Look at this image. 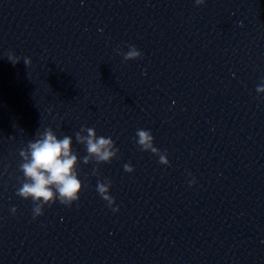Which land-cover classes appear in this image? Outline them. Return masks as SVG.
Returning <instances> with one entry per match:
<instances>
[{
  "label": "clouds",
  "instance_id": "1",
  "mask_svg": "<svg viewBox=\"0 0 264 264\" xmlns=\"http://www.w3.org/2000/svg\"><path fill=\"white\" fill-rule=\"evenodd\" d=\"M206 0H195L197 6L204 5ZM242 24V22H240ZM126 53L117 50V54L123 55L125 61L136 60L142 53L133 45H128ZM8 60L17 64L20 58L9 52ZM26 66L31 65L30 58L23 60ZM257 93H264V84L256 89ZM75 141L86 148L87 155L82 158L83 164L87 165L92 161L96 164L110 163L117 158L119 149L111 137L97 136L96 130L91 127L82 126L75 132ZM136 143L142 151L151 152L159 157V163L168 166L170 161L166 152H161L154 146V136L150 130L137 129ZM73 139L69 135L58 138L56 132L47 127L43 131L37 130L35 138L27 142L26 147L19 150L21 163L19 171L23 174L21 186L17 189L16 195L33 202V219L44 214L45 206H51L59 201L65 207H71L74 202L80 199V193L84 185L79 179L78 164L81 158L72 148ZM124 171L133 173L135 171L131 164L124 165ZM97 170L93 169V175ZM195 179L189 181V185L195 184ZM111 180L97 182L99 196L118 212L119 207L115 205V198L110 195ZM17 209L13 207L11 212L16 214Z\"/></svg>",
  "mask_w": 264,
  "mask_h": 264
}]
</instances>
